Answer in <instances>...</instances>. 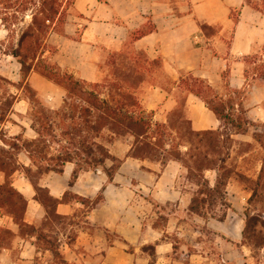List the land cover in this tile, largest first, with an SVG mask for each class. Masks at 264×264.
<instances>
[{"label":"crops","instance_id":"obj_1","mask_svg":"<svg viewBox=\"0 0 264 264\" xmlns=\"http://www.w3.org/2000/svg\"><path fill=\"white\" fill-rule=\"evenodd\" d=\"M74 10L80 17L66 23L62 34L53 32L47 38L56 47L49 61L78 80L96 83L106 77L109 58H126L129 67L137 69L142 56L150 62L158 60V65L144 61L140 68L143 81L134 89L141 111L153 128L183 118L193 132L223 131L224 121L208 108L203 97L220 103L235 121L244 116L252 124H264V0H75ZM142 31L146 33L140 35ZM20 70L13 56L0 52V76L19 93L5 120L0 121V147L4 148L8 146L2 138L37 137L29 116L30 104L18 88ZM25 84L36 92L42 105L52 110L62 106L66 91L41 73L32 70ZM201 86L202 97L192 93V88ZM233 129L231 151L242 143L254 142L251 125L246 132ZM134 142L131 136L127 149L122 148L121 139L107 146L122 161L113 183L98 169L80 172L70 186L73 163L65 165L63 174L51 172L41 177L40 186L58 200L56 214L68 222L69 229H64L65 223L50 220L52 227L43 230L56 240L61 261L38 245L37 234H23L14 219L0 211V229L4 230L0 264H168L175 255L173 241L162 239V235L175 234L182 239L192 226L189 221L199 228L207 227L221 240L216 244L219 260L204 250L186 252L194 264H249L252 250L242 243L245 216L242 218V212L232 207L238 209L235 200L241 208L240 203L248 204L250 188L243 186L232 195L230 188L235 189V184L229 178L226 196L231 207L224 221L203 219L189 211L198 186L181 181L187 169L174 159L133 157ZM180 149L185 153L188 145ZM17 160L31 166L24 152L17 155ZM205 177L214 187L216 171H206ZM11 179L27 202L24 222L39 230L47 219V209L35 199V188L21 172H15ZM4 181L0 173V185ZM101 193L105 204L93 208ZM73 196L90 203L83 204ZM151 201L176 207L165 215L161 229L144 228L145 205L150 206ZM156 235L160 237L151 240L155 252L152 262L145 252L139 254L135 249L131 253L125 248L144 246ZM261 253L264 257V248Z\"/></svg>","mask_w":264,"mask_h":264},{"label":"trees","instance_id":"obj_2","mask_svg":"<svg viewBox=\"0 0 264 264\" xmlns=\"http://www.w3.org/2000/svg\"><path fill=\"white\" fill-rule=\"evenodd\" d=\"M39 9L33 13L31 24L22 32L18 45L9 55L13 56L21 66V80L18 88L22 90L25 99L30 104L29 116L32 121V128L37 137L32 140L23 139L22 135L13 139L2 138L8 148L0 147V173L4 174L5 181L0 185V211L3 215L11 216L21 227L23 234H37V242L41 248L53 252L55 259L61 261V255L56 246V240L52 236L44 233V227L50 226V220L61 224L67 218L60 217L55 212L58 200L54 199L49 191L40 186V179L44 174L54 172L63 174L67 163L75 164V171L69 185L72 186L82 171H97L101 169L107 176L108 182L113 183L114 177L119 171L122 161L110 153L105 145V134L115 136L131 135L134 137V147L132 156L136 158L150 159L148 154L153 150L157 152L158 138L156 135L144 144L145 137L151 134L152 123L143 116H135L132 104L134 97L129 92L119 88L120 94L112 92L105 96L100 89L99 83H90L77 80L72 74L60 72V68L55 65L50 66L44 61L45 39L52 30L56 20H59L62 0H42ZM146 31L140 32L144 35ZM113 60V59H112ZM113 60L111 65H114ZM34 70L41 73L49 81L62 87L67 95L62 106L58 110H52L41 104L37 98L36 92L25 84L29 74ZM7 81L0 76V84L4 85ZM197 82V81H196ZM195 82V83H196ZM203 87V86H201ZM203 89L196 90L192 88V93L202 97ZM26 94H29L27 97ZM104 95V96H103ZM207 106L217 117L229 124L232 131L235 128L238 132H246L248 125L264 127L260 124H252L244 116H239L238 120H233L225 114V108L214 100L204 98ZM11 103L0 106V121L5 120ZM140 105V104H139ZM141 108V107H140ZM175 115L181 119V115L175 112ZM182 120H185L182 118ZM189 123L187 120H185ZM161 126L165 134L171 136L173 131L168 124H156V128ZM59 129V134L57 133ZM191 130V129H190ZM197 137L220 134L222 131L193 132ZM160 146L165 150L161 154V159H174L179 161L186 169L189 180L198 186V191L192 198L189 211L202 217L203 219L214 218L224 221L226 211L231 207L226 196L227 181L231 177L226 175L227 157L230 155L232 142L223 141L226 153L224 157L218 159V162L203 166L195 160L193 150L188 146V150L183 153L180 146H187L183 142H167L161 135ZM224 139V135L221 134ZM111 139V138H110ZM231 139V138H230ZM254 139L264 147V133L254 132ZM54 145L57 150L52 152ZM141 147L144 151L142 156H138L136 151ZM139 147V148H138ZM144 147V148H142ZM140 150V149H139ZM21 152L27 154L31 160V166L25 167L18 163L17 155ZM160 158L153 161H160ZM204 160H208V155H204ZM110 163V164H109ZM190 163H194L191 167ZM216 171V181L214 187H211L206 180V171ZM21 172L33 185L37 193L36 200L47 209V219L42 228L37 230L35 227L26 224L23 220L27 202L25 198L12 186V175L15 172ZM251 197L248 200L249 207H256L264 203V162L260 174L251 187ZM69 193L65 194V199ZM83 204L89 205L90 201L80 197L73 196ZM105 204L103 194H99L93 203V208ZM221 208L222 214L218 215L217 210ZM264 226V221L258 220L252 216L251 209L247 208L245 213V229L243 231L242 243L247 245L252 251H261L264 248V234L258 225ZM51 227V226H50ZM263 228V227H262ZM4 230L0 229V237ZM174 252L178 251V246L173 241ZM155 255V252H154ZM60 264V262H59Z\"/></svg>","mask_w":264,"mask_h":264},{"label":"rangeland","instance_id":"obj_3","mask_svg":"<svg viewBox=\"0 0 264 264\" xmlns=\"http://www.w3.org/2000/svg\"><path fill=\"white\" fill-rule=\"evenodd\" d=\"M40 2H42V0H0V30H2V35L0 37L1 53L3 52L9 54L10 51H12L14 48L17 47L22 32L29 24H31L33 18L32 14L35 13L37 9H39L41 5ZM74 2L75 0H62L59 20H56L54 22L50 33L56 32L62 34L66 23L69 24L71 22H75L76 21L75 17H80L79 15H77V13L74 10ZM48 37L49 35L47 36V38ZM47 38L45 39L44 61H46L50 66H53L54 63L49 61V58L53 56V54H55L56 47L49 44L47 42ZM47 51H49L50 53L48 54ZM144 61H149V59H145V57L142 56L140 58L139 68L137 69L133 65L129 67L126 58L124 59L117 58L115 60L117 65L113 69L111 65L113 60L112 58L111 59L109 58V60H107L106 62V65L109 67L106 77L101 82H96V83H99L102 86L100 92L105 94V96H108L111 92L116 95L120 94L119 88H122L123 91L132 94L134 97L132 104L135 105V107L133 106V108L130 109L133 110L135 116L139 115L146 118V115H144V113L141 111L140 108L141 106L139 105L138 98L134 94V89H136L137 86H139V84H141V82L143 81V75L140 71V68L144 66ZM150 63L153 64L156 63V65L159 64L158 60H155L154 62H150ZM55 68L56 67L54 65V69ZM60 72L71 74L68 71L62 69H60ZM15 94L19 95V93H17V90H15L13 87L8 85L7 83H5L4 85L0 84V102H1L0 106H3L5 104H7L8 106V104L12 103V101H14V99L16 98ZM26 95L27 97L29 96V94ZM66 95L67 93H65V97ZM146 120L149 121V119ZM168 125L170 129L174 131L173 135L169 136L165 134V130L162 129L161 126H158L157 128L155 127L152 129L151 134L148 135V137H145V139L146 138L148 139L144 140V144L150 141V139L153 140L152 138L155 135L158 138L157 144L159 146L157 152L153 150H149L150 152L148 153L152 161L158 158L161 159L160 153L164 155L165 150H167V149H162V147L160 146V142H161L160 136L162 134L165 135L163 139L166 140L167 142L176 143L181 141L184 144L190 146L193 150L194 156L196 157L195 160H197L198 164L203 166L209 163L213 165L214 163L218 162L219 158L225 156L226 149H224L223 141L229 140V143L232 142V140L230 139L232 127L227 123H225L226 127L220 134H214V135H208L202 137H197L196 135L192 134L189 123H187L185 120L174 119ZM252 127H253L252 129L253 132L255 131L258 134L264 133V127H260L258 125ZM57 133L59 134V129H57ZM221 134L224 135V139L221 138ZM130 137L131 135L112 137L111 135L105 134V138H106L105 145L109 146L115 139H121L123 141L122 148L127 149V146L129 144L126 142L129 141ZM230 144L232 146V143ZM139 149L136 152L140 154L138 156H142L144 151L141 150V147ZM56 150H57V146L54 145L52 152H55ZM205 154L208 155L207 161L204 160ZM263 162H264V147H262L256 140H254L252 144L242 143L240 146H237L233 151L230 150V155L229 157H227L226 175L229 176L231 174L230 179H233L232 183L235 184V189L230 188V192L232 195L234 194L236 195V192L240 188L242 189L243 186H247L248 188L251 187L252 182L257 180L260 174ZM190 164L191 167L194 166V163H190ZM187 180L192 182L191 180H189V177L186 173L181 181L187 182ZM235 202L237 203L236 207L238 209L232 207V210H240V212H242L241 215L242 218H244L245 216L244 215L246 213L245 209L249 208L252 211V216L257 218L258 220L264 221V203H261L256 207L252 208L248 206L247 202H242L240 203L242 206L241 208L238 206L239 201L235 200ZM175 210L176 207L174 206V204L161 205L151 201L150 206L148 204L145 205V209H144L145 215H143L144 228L147 226H154L157 227L158 229H161L165 225V221H166L165 215L167 213L174 212ZM222 210L223 209L219 208L217 210V214L221 215ZM187 221H189V219ZM64 223L66 225H64L63 228L69 229V227H67L68 222L65 221ZM189 223L192 224V226L188 227V229L184 232V236L182 237V239H180L175 234H173L172 236L162 235V239L167 237L169 240L175 241L178 246V251L173 256V260H171V262H169L168 264H194L193 261H191V259L188 258L186 252L198 251V250H204L209 252L208 254L212 255L211 257L213 259H218V260L221 259L219 257L220 253L216 245L219 244V241L221 240L217 238L216 234H214L209 229H207V227L205 228L200 226L199 228V225H196L191 221H189ZM258 228L262 229V232L264 234V226L259 224ZM159 237H160L159 235H156L153 238L150 237L149 239H147L149 243H147L144 246L136 244L135 247L128 245L125 248L131 253H133L135 249L138 250L139 254L141 251L145 252L146 255L150 257L151 259L150 262H152L155 260V255H154L153 243H151V240L152 242H154L155 238H159ZM192 246H196V247H192ZM180 248H182V251H180ZM251 252H252L251 256L253 257V260L249 261V264L264 263V257L261 251L257 250ZM57 264H59V261H57Z\"/></svg>","mask_w":264,"mask_h":264}]
</instances>
